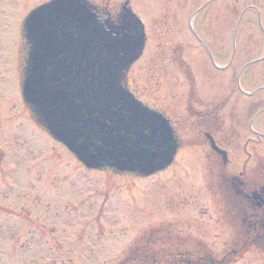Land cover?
Listing matches in <instances>:
<instances>
[{
	"label": "rangeland",
	"instance_id": "1",
	"mask_svg": "<svg viewBox=\"0 0 264 264\" xmlns=\"http://www.w3.org/2000/svg\"><path fill=\"white\" fill-rule=\"evenodd\" d=\"M44 1L0 0L2 100L19 89L21 22ZM89 1L102 16L114 18L126 0ZM130 5L145 24L147 44L126 84L173 122L182 142L175 162L148 179L106 168L88 173L66 148L34 128L20 105L18 117L4 129L6 138L0 137V150L8 148L12 166L20 162L31 169L8 170L10 162L3 161L0 264H118L137 239L164 227L218 253L238 234L228 223L234 211L225 183L242 174L247 191L264 184V114L258 115L264 110V0ZM247 7L258 8L261 16ZM16 123L35 152L33 168L28 152L17 147ZM205 134L227 153V161L210 148ZM16 229L18 238L10 233ZM255 249L231 264H264Z\"/></svg>",
	"mask_w": 264,
	"mask_h": 264
},
{
	"label": "water",
	"instance_id": "2",
	"mask_svg": "<svg viewBox=\"0 0 264 264\" xmlns=\"http://www.w3.org/2000/svg\"><path fill=\"white\" fill-rule=\"evenodd\" d=\"M105 31L80 0H59L26 22L33 44L23 95L44 126L89 168L144 175L169 166L177 141L169 124L127 94L120 63L142 54L143 27Z\"/></svg>",
	"mask_w": 264,
	"mask_h": 264
},
{
	"label": "trees",
	"instance_id": "3",
	"mask_svg": "<svg viewBox=\"0 0 264 264\" xmlns=\"http://www.w3.org/2000/svg\"><path fill=\"white\" fill-rule=\"evenodd\" d=\"M233 197L231 204L238 207L239 196L233 194ZM238 208L236 216L242 227L222 254H213L201 243L195 250L187 249V242L181 238L170 241L166 235L157 232L140 240L120 264H231L249 248H256L264 255V218L251 215L243 206Z\"/></svg>",
	"mask_w": 264,
	"mask_h": 264
}]
</instances>
